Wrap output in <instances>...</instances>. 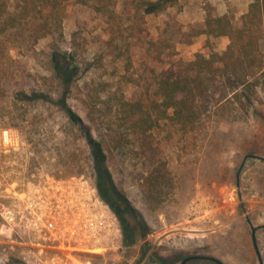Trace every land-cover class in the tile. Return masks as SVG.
<instances>
[{
	"label": "rangeland",
	"instance_id": "obj_1",
	"mask_svg": "<svg viewBox=\"0 0 264 264\" xmlns=\"http://www.w3.org/2000/svg\"><path fill=\"white\" fill-rule=\"evenodd\" d=\"M126 1L66 0L56 15L53 37L40 39L33 52L10 53L6 75L1 77L0 130L17 132L20 145L14 151L0 152V203H11L10 197L28 181L46 175L56 179L83 176L94 185L91 147L83 133H77L80 127H74L56 103L62 87L50 72L48 57L50 48H57L70 57H85L89 64L73 79L67 106L101 144L114 186L136 210V215L128 216L130 222L135 228L140 224L146 228L143 239L128 247L122 243L121 232L120 249L107 252L106 261L181 264L186 258L200 256L222 264H259L251 235V228L259 227L255 237L264 264V77L242 103L209 109L193 132L183 133L163 123L153 130L147 141L159 148V157L172 178L169 186H163L164 195L168 193L159 197L163 202L157 205L136 187L138 173L147 172L141 165L142 141L134 131L139 129L131 125L138 118H127L128 108L120 105L122 94L128 98L136 95V100L146 104L149 101L146 95L138 97L135 86L124 84L120 76L138 80L139 90L146 93L149 66H144L147 60L140 66L139 58L149 36L160 34L177 54L169 59L171 49L157 46L152 50L153 56L162 54L166 66L175 58L189 63L197 53L204 54L206 41L215 52L225 49L214 37L198 36L191 44L177 42L189 41L177 34V28L188 33L206 13L218 16L215 0H181L157 15H146L140 27L143 33L128 20ZM224 1L220 7L232 18L234 27H241L250 0ZM185 5L189 6L186 15L182 14ZM95 6L101 12H96ZM9 11L15 14L8 23L18 24L17 6L12 5ZM111 11L112 16L104 15ZM168 25L171 33L166 34ZM129 63L132 66L124 72ZM106 88L118 92L112 104L117 107L119 121L113 125V119H102L96 113L106 102ZM20 90H34L37 98L24 102L16 96L20 100H12L13 93ZM231 194L234 200L227 201L225 212L213 219H187L188 206L197 195L227 199ZM186 264L215 263L198 259Z\"/></svg>",
	"mask_w": 264,
	"mask_h": 264
},
{
	"label": "trees",
	"instance_id": "obj_2",
	"mask_svg": "<svg viewBox=\"0 0 264 264\" xmlns=\"http://www.w3.org/2000/svg\"><path fill=\"white\" fill-rule=\"evenodd\" d=\"M64 1L66 0H0V9H2L0 10V20L3 22L0 24V92L3 91L1 77L6 75L8 68L5 62L11 59L10 53L33 52L34 46L40 39L53 37L57 30L56 15ZM179 1L181 0H127L125 4L127 18L131 24L138 28L139 33H143L140 27L144 23L146 15H157L174 7ZM12 5L17 6L18 20L16 19V21L18 24L8 23L15 14V12L9 11V7ZM94 10L101 12V8L98 6H95ZM113 13L111 11L110 14L108 12L104 15L110 17ZM194 27L196 29L190 30L188 33L177 28L176 32L180 37L189 38V41L177 40V42L191 44L193 39L200 35L214 38L227 37L229 43L225 50L220 53L215 52L210 49V42L206 41L205 46L208 47V50L204 54L197 53L189 63L173 58L174 60L166 66L162 54L158 52L153 56L152 50L157 46L162 47L163 50L171 49L168 54L169 59L176 57L177 54L170 44L161 40L160 34L156 37L149 36L148 46L139 58L142 59L140 66H143V61H148L144 64V66H149L147 73L149 85L146 93L139 90L138 80L131 77L126 78L124 75L120 76L122 82L125 80L124 84L135 86L138 97L146 95L147 102L149 101V104H146L141 99L136 100V95H131L128 98L122 94L120 105L128 108L127 118H133V116L138 118L131 125L139 129L134 131L137 138L142 141L141 155L144 162L141 165H144L147 172L146 174L143 171L138 173L136 187L145 198L157 201V205L163 202L159 197L164 195V187L169 186L172 178L166 163L159 157V148L147 141L148 138H152L153 130L163 123L166 127L183 133L193 132L209 109L242 103L244 98L248 99L250 93L258 85L259 79L264 77V0H254L249 4L239 28L233 26L232 18L229 15L216 16L210 13H206L204 21ZM166 28L168 29L164 32L171 33L169 25ZM50 49L51 53L48 57L50 72L62 87V90L57 94L58 102L56 103L60 106L59 110L67 115L70 123L74 127L77 125L80 127L77 133H83L84 141L91 147L95 173L93 186L99 197L118 218L123 245L133 246L143 239L146 228L143 224L139 225V229L138 226L135 228L130 222L128 216L136 215V210L114 186L105 165L106 157L101 144L94 141L90 131L84 126L78 115L67 106L68 89L73 83V79L79 74L81 68L82 70L88 69L87 65L89 64L85 57L81 56V59H79L80 57L77 59L57 48ZM130 64L125 67L124 72L129 71ZM104 93L106 102L99 106L95 112L99 116L101 115L102 119L103 117L113 119L111 122L113 125L119 121L117 107L114 109V104H112L113 98L118 95V92L106 88ZM37 94L34 90L30 92L20 90V92L13 93L11 99L20 100L22 98V101L30 102L33 97L37 98ZM16 96L20 98H16ZM48 98L49 101L54 100ZM108 131L116 133L115 130L109 129ZM98 261L101 262V260Z\"/></svg>",
	"mask_w": 264,
	"mask_h": 264
},
{
	"label": "built area",
	"instance_id": "obj_3",
	"mask_svg": "<svg viewBox=\"0 0 264 264\" xmlns=\"http://www.w3.org/2000/svg\"><path fill=\"white\" fill-rule=\"evenodd\" d=\"M19 145L17 132L0 130L1 153ZM10 198L0 203V264H119L105 258L120 249L118 218L83 176H41ZM233 200L197 195L187 219H213Z\"/></svg>",
	"mask_w": 264,
	"mask_h": 264
},
{
	"label": "crops",
	"instance_id": "obj_4",
	"mask_svg": "<svg viewBox=\"0 0 264 264\" xmlns=\"http://www.w3.org/2000/svg\"><path fill=\"white\" fill-rule=\"evenodd\" d=\"M208 1L212 2V0H208ZM224 2H225L224 0H215V2L213 3V5H216V7L218 9L217 10L218 16H222V15L226 14V10L223 9L222 7H220V6H224ZM251 2H252V0L249 1V3H251ZM188 5H185V7H184V9L182 11V14H184V15L188 14V9H189ZM190 15H191V18H193V16L195 14L191 13ZM203 15H204V12H203ZM205 17H206V15H204L201 19L196 20V22L197 23L203 22ZM191 23H194V21L192 20ZM199 38L200 39H207V36L206 35H200V37H198V39ZM216 42L222 44V46L224 45V48H222V50H223L228 45V38L227 37H217L216 38Z\"/></svg>",
	"mask_w": 264,
	"mask_h": 264
},
{
	"label": "water",
	"instance_id": "obj_5",
	"mask_svg": "<svg viewBox=\"0 0 264 264\" xmlns=\"http://www.w3.org/2000/svg\"><path fill=\"white\" fill-rule=\"evenodd\" d=\"M237 186H238V182H237ZM258 228L259 227H252L251 228V235H252V242H253L257 257H258V262H259V264H263L260 253H259L258 248H257L256 237H255V232L257 231Z\"/></svg>",
	"mask_w": 264,
	"mask_h": 264
},
{
	"label": "flooded vegetation",
	"instance_id": "obj_6",
	"mask_svg": "<svg viewBox=\"0 0 264 264\" xmlns=\"http://www.w3.org/2000/svg\"><path fill=\"white\" fill-rule=\"evenodd\" d=\"M253 246H254V245H253ZM254 249H255V248H254ZM198 259H203V260L212 261V262L215 263V264H222V263L218 262V261L215 260V259H212V258H205V257L202 258V257H200V256H193V257L186 258V259H184V260L182 261L181 264H186V263H188V262H190V261L198 260Z\"/></svg>",
	"mask_w": 264,
	"mask_h": 264
}]
</instances>
